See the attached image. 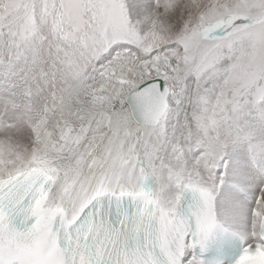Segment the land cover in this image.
Wrapping results in <instances>:
<instances>
[{
	"label": "snow or ice",
	"instance_id": "obj_1",
	"mask_svg": "<svg viewBox=\"0 0 264 264\" xmlns=\"http://www.w3.org/2000/svg\"><path fill=\"white\" fill-rule=\"evenodd\" d=\"M0 264H264V0H0Z\"/></svg>",
	"mask_w": 264,
	"mask_h": 264
}]
</instances>
